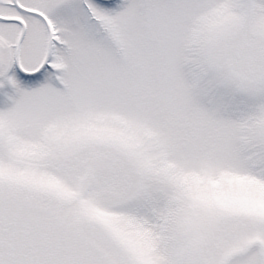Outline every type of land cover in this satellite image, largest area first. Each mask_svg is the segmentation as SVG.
Here are the masks:
<instances>
[{
  "label": "snow or ice",
  "instance_id": "1",
  "mask_svg": "<svg viewBox=\"0 0 264 264\" xmlns=\"http://www.w3.org/2000/svg\"><path fill=\"white\" fill-rule=\"evenodd\" d=\"M0 264H264V0H0Z\"/></svg>",
  "mask_w": 264,
  "mask_h": 264
}]
</instances>
